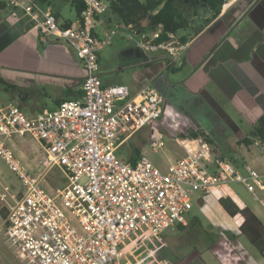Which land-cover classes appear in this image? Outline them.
<instances>
[{
    "label": "built area",
    "instance_id": "2783aa9c",
    "mask_svg": "<svg viewBox=\"0 0 264 264\" xmlns=\"http://www.w3.org/2000/svg\"><path fill=\"white\" fill-rule=\"evenodd\" d=\"M3 1L30 17L42 43L48 38L65 42L84 70L81 97L62 101L52 110L29 116L19 106L0 101V157L21 183L15 194L0 183L2 228L8 247L23 264H183L159 257L158 252L165 247L161 234L177 224L187 225L194 193L204 196L214 187L239 183L259 200L262 176L251 166H245L242 175L201 138L176 139L184 155L165 172L145 155L134 163L116 155L118 138L127 139L158 120L164 101L148 85L134 95L127 86H102L98 52L114 32L97 39L93 28L110 0H83V10L69 26L36 0ZM157 38L158 33L143 35L141 43L148 50H164L181 66L185 45L156 44ZM24 135L45 151L38 174L21 165L8 146ZM163 146L160 135L154 150ZM53 167L61 169L66 184L51 193L42 179ZM138 233L141 239L133 252L140 251L130 261L120 250ZM192 263L203 264L199 257Z\"/></svg>",
    "mask_w": 264,
    "mask_h": 264
},
{
    "label": "crops",
    "instance_id": "0c3cea01",
    "mask_svg": "<svg viewBox=\"0 0 264 264\" xmlns=\"http://www.w3.org/2000/svg\"><path fill=\"white\" fill-rule=\"evenodd\" d=\"M50 9L60 24L74 23L78 19L76 13L64 19L59 9ZM33 25L30 17L0 0V76L6 75L11 79H18L17 75L26 76L30 84L53 87L56 99L51 107L43 110L54 109L56 102L61 100L79 99L84 70L75 53L59 40L48 38L47 43H42ZM110 31L114 32L110 43L98 52V74H101L102 86H127L131 95L143 86L155 88L165 99L161 117L170 125L175 140L191 130H201L208 136L214 151L225 158L217 144L233 140L236 145L264 115V0H227L218 18L197 35L189 37L185 33L178 36H188L181 54V66L174 64L173 58L164 50L144 48L141 41L130 34L108 9L97 18L93 36L103 39ZM114 38L118 39L113 46L115 48L107 51L106 47L112 46ZM27 98L26 94L24 100ZM118 141L116 154L122 147H129L128 158L124 161L132 162L145 155V151L128 143L129 137L122 139L120 136ZM236 147L245 149L244 159L240 167L234 161L231 163L238 171H244L243 174L244 167L251 166L264 182V145L255 141L248 147ZM239 185L247 191L242 184ZM210 191L218 205L220 199L229 198L239 209H249L231 189L214 187ZM258 192L264 196V191ZM249 210L264 226L260 211ZM208 214L211 216L210 212ZM229 218L231 222L217 221L220 234L225 236L224 243H211L207 246L210 256L203 259L199 255L196 258H201L203 264H264V252L259 253L238 229L241 217ZM186 220L187 224L196 220V230L203 228L198 217ZM179 226L183 225L177 224L170 231H177ZM240 235L251 248L240 241ZM227 252H230L229 257ZM192 262L194 260L190 259L187 264Z\"/></svg>",
    "mask_w": 264,
    "mask_h": 264
},
{
    "label": "rangeland",
    "instance_id": "374dc122",
    "mask_svg": "<svg viewBox=\"0 0 264 264\" xmlns=\"http://www.w3.org/2000/svg\"><path fill=\"white\" fill-rule=\"evenodd\" d=\"M48 1L50 2L52 8L60 10L64 19L75 15V11L71 7V0ZM185 33H187L185 30H180L176 35L180 36ZM117 40L114 38L112 46H107L106 50L111 52L112 47L115 45ZM0 78H2L6 83L15 85L16 87V90L12 91L6 90L2 85H0V101H8L16 106H19L22 111L29 116H33L36 113L41 112L46 107H51L53 105V101H55L56 99L53 87H42L37 84H30L31 82L29 83L27 81L26 76L17 75L18 79H11L6 75H1ZM26 94L28 95V98L26 100H21L20 98L24 99ZM159 95L165 102L164 97L160 93ZM49 97H51L52 100H50ZM176 129L179 130L181 128L176 127ZM160 135L162 136L164 146L158 148L155 151L154 148ZM128 143L145 151V156L160 172H165L168 169L169 165L172 163V160H178L183 157L184 154L183 150L175 143L172 129L170 128V125L167 123L164 117H161L158 120H152L150 123L143 126L139 131L131 134L129 136ZM8 146L13 151L20 164L25 166L31 174L39 173L38 168H42V164L46 155L44 149L40 144L37 143L36 140L32 139L29 135H24L21 138H13L12 142H8ZM217 147L224 155L226 160L230 162L234 161L235 165L240 167L244 159L242 156L245 150L244 148L240 149L236 147L235 141L233 140L220 142L219 144H217ZM128 149V146H124L119 149L118 154L116 155L122 160H127ZM254 154L257 155V151H254ZM239 172L242 175H245L243 174L244 171L240 170ZM0 183L7 187L9 192L12 194H15L17 191H19L21 186V183L17 176L11 170H9L8 166L1 157ZM65 184L66 179L64 177V174L58 167L51 168L49 171H47L42 179V186L51 193H54L57 189L63 188ZM222 187L231 189V191L235 193L236 197L240 201L248 205L249 209H258L264 222V196L261 195L260 192H258L259 200H255L249 192L245 191L241 187V185H239V183H230ZM214 191L215 190H213V192ZM211 194H213L212 191L207 194L208 197L206 199L207 195L202 196L198 192L194 193L192 209L187 216L188 220L193 217H198L203 223V228L198 230L187 228L183 231L177 230L175 232H171L170 229H167L163 233V241L165 247L162 251L160 250L161 252L160 254H158L159 257H165L166 259L168 258L175 262L187 264L189 263L190 259L191 261H193L199 255L203 257V259L210 256V252L207 250V246L211 243L216 242L220 245L224 243L225 236H222L220 234V229L217 228V221L225 220L227 222H231L232 219L226 216L217 202L212 199ZM198 197H201L199 201ZM202 201L204 202V204H202ZM0 209L4 210L1 205ZM209 212L211 216L208 214ZM2 221L3 219L0 218V264H23L17 257H15L12 249L8 247L5 241ZM205 230L206 232L208 231V233H205ZM234 232H237V229L234 230ZM139 234L141 233H138L132 238L125 241L121 247L120 252L122 253V255H125L126 258L130 261H132L140 251L139 250L137 252H133V249L135 248L138 240L141 239L138 236ZM240 238V241L246 244L247 248H251L249 247V243L244 237L240 235ZM154 242L155 246H157L158 241L154 240ZM150 248L152 249L151 246L148 247V249ZM218 251L219 249L216 250L217 253ZM240 264L243 263L241 262Z\"/></svg>",
    "mask_w": 264,
    "mask_h": 264
},
{
    "label": "trees",
    "instance_id": "16d2710c",
    "mask_svg": "<svg viewBox=\"0 0 264 264\" xmlns=\"http://www.w3.org/2000/svg\"><path fill=\"white\" fill-rule=\"evenodd\" d=\"M36 2L43 7L52 8L48 0H36ZM226 4L227 0H110L109 9L123 27L142 42H145L142 39L143 35L148 38L150 35L158 33L156 44L177 41L179 44L185 45L188 36L197 35L217 19ZM71 7L79 16L84 8L83 0H71ZM54 15L56 16V14ZM70 24V22L64 23V26ZM180 30H185L188 36L178 37L176 34ZM0 85L6 90H16L15 85L6 83L2 78H0ZM62 101L65 100L56 102L55 105H59ZM181 137L201 138L212 144L208 136L197 129L181 134ZM255 141L264 145V115L257 120L245 138L236 142V145L248 147ZM134 162L135 160L131 163ZM218 202L229 217L234 218L237 215L241 217L242 221L238 228L240 233L262 254L264 252V226L262 223L248 208L239 209L229 198L220 199ZM4 217L5 210L0 209V218ZM196 223L197 221L194 220L186 227L179 226L178 230L182 231L185 228L193 230L196 228ZM161 239L163 240V234H161Z\"/></svg>",
    "mask_w": 264,
    "mask_h": 264
},
{
    "label": "water",
    "instance_id": "95a60500",
    "mask_svg": "<svg viewBox=\"0 0 264 264\" xmlns=\"http://www.w3.org/2000/svg\"><path fill=\"white\" fill-rule=\"evenodd\" d=\"M101 74H99V76H100Z\"/></svg>",
    "mask_w": 264,
    "mask_h": 264
}]
</instances>
